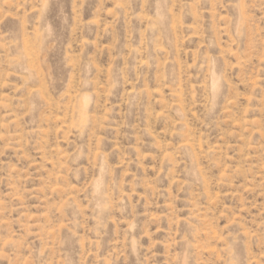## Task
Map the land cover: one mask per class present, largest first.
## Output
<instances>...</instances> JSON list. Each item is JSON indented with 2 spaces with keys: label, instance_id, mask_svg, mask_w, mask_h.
Segmentation results:
<instances>
[{
  "label": "rangeland",
  "instance_id": "obj_1",
  "mask_svg": "<svg viewBox=\"0 0 264 264\" xmlns=\"http://www.w3.org/2000/svg\"><path fill=\"white\" fill-rule=\"evenodd\" d=\"M0 264H264V0H0Z\"/></svg>",
  "mask_w": 264,
  "mask_h": 264
}]
</instances>
